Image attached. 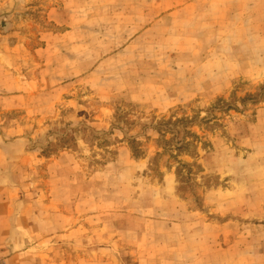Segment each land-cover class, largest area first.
Wrapping results in <instances>:
<instances>
[{
	"label": "rangeland",
	"instance_id": "obj_1",
	"mask_svg": "<svg viewBox=\"0 0 264 264\" xmlns=\"http://www.w3.org/2000/svg\"><path fill=\"white\" fill-rule=\"evenodd\" d=\"M3 194L5 264H264V0H0Z\"/></svg>",
	"mask_w": 264,
	"mask_h": 264
},
{
	"label": "crops",
	"instance_id": "obj_2",
	"mask_svg": "<svg viewBox=\"0 0 264 264\" xmlns=\"http://www.w3.org/2000/svg\"><path fill=\"white\" fill-rule=\"evenodd\" d=\"M213 2H216V0H213ZM210 4V5H209ZM212 2L208 3V8H210ZM22 97L16 96L14 99H12L15 103H19L21 101ZM23 147V144L21 142H16L15 144L11 145V148H13L15 151L19 152L21 151ZM0 234H5L7 231H9V228L12 223L15 220L11 221L12 217H18L19 219L17 220L20 225L22 222L25 227H30L31 226L28 223H24L22 221V216H27L29 212H34L33 210L29 211V209H25L21 214L18 212H15L12 207H11V202L13 200L12 195L8 194H3L0 196ZM3 207V209L1 208ZM24 213V214H23ZM35 215V220L40 221V216L38 213L34 212ZM13 226V225H12ZM45 228L47 226L45 225ZM34 231V227L30 229V232ZM51 233L48 232L47 235L49 236ZM40 235L36 237L35 240H31V242H27V240H21V253H17V255H11L7 260L9 264H43L44 261H42L44 258H49L47 252L45 251L46 249H49L50 246H52V241H48L46 239H43V236L39 237ZM64 237H69L64 234ZM46 238V237H44ZM54 237H51L53 239ZM20 241V240H19ZM20 243V242H19ZM25 250V251H24ZM50 253V251H49Z\"/></svg>",
	"mask_w": 264,
	"mask_h": 264
},
{
	"label": "built area",
	"instance_id": "obj_3",
	"mask_svg": "<svg viewBox=\"0 0 264 264\" xmlns=\"http://www.w3.org/2000/svg\"><path fill=\"white\" fill-rule=\"evenodd\" d=\"M0 264H5L2 260H0Z\"/></svg>",
	"mask_w": 264,
	"mask_h": 264
}]
</instances>
